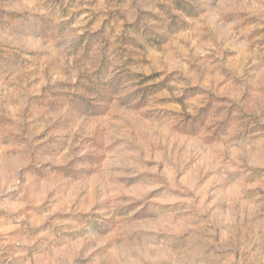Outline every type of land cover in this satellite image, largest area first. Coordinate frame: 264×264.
Instances as JSON below:
<instances>
[{
	"label": "rangeland",
	"instance_id": "obj_1",
	"mask_svg": "<svg viewBox=\"0 0 264 264\" xmlns=\"http://www.w3.org/2000/svg\"><path fill=\"white\" fill-rule=\"evenodd\" d=\"M0 264H264V0H0Z\"/></svg>",
	"mask_w": 264,
	"mask_h": 264
}]
</instances>
